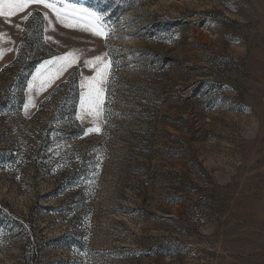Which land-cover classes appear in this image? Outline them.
Segmentation results:
<instances>
[{
  "label": "rangeland",
  "instance_id": "1",
  "mask_svg": "<svg viewBox=\"0 0 264 264\" xmlns=\"http://www.w3.org/2000/svg\"><path fill=\"white\" fill-rule=\"evenodd\" d=\"M61 3L107 38L0 16V264H264V0Z\"/></svg>",
  "mask_w": 264,
  "mask_h": 264
},
{
  "label": "snow or ice",
  "instance_id": "2",
  "mask_svg": "<svg viewBox=\"0 0 264 264\" xmlns=\"http://www.w3.org/2000/svg\"><path fill=\"white\" fill-rule=\"evenodd\" d=\"M32 4H42L44 8L51 9L55 13L56 18L66 27L80 26L79 22L82 21L84 24L91 25V29L84 30H92L95 35L107 38L103 27H98L93 23V21H99L101 19L97 13L91 12L87 9L80 10L77 8H72L69 12L66 5L61 3V0H0V16L5 18L11 17L24 11ZM81 12L82 14L78 15V13ZM26 18L27 17H25V19ZM45 18L47 19V13H45ZM69 19L77 21L78 23L73 24L68 22ZM80 55L81 53L74 50L66 53L64 56L57 57V62H64L57 72V77L60 73L66 70L67 67H70L73 63L78 62ZM106 56L107 53L85 61L87 66L95 70L96 75L86 78V80L81 83V87H86L87 89V92L82 93L80 97L81 108L85 109L86 107V114L93 116L95 122H102L104 112L106 111V108L104 107L105 84L106 77L108 75V65L105 60ZM52 63L53 66H55V63ZM49 83H51V81H49ZM93 131L99 133L101 130L99 128H90L87 130V132Z\"/></svg>",
  "mask_w": 264,
  "mask_h": 264
},
{
  "label": "trees",
  "instance_id": "3",
  "mask_svg": "<svg viewBox=\"0 0 264 264\" xmlns=\"http://www.w3.org/2000/svg\"><path fill=\"white\" fill-rule=\"evenodd\" d=\"M20 227H21V230L26 229V225H24L23 223L20 225Z\"/></svg>",
  "mask_w": 264,
  "mask_h": 264
}]
</instances>
